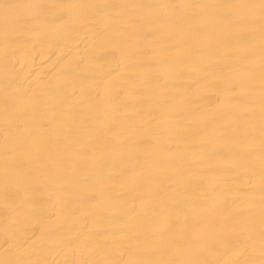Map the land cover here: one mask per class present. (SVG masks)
Wrapping results in <instances>:
<instances>
[{"label":"bare ground","instance_id":"6f19581e","mask_svg":"<svg viewBox=\"0 0 264 264\" xmlns=\"http://www.w3.org/2000/svg\"><path fill=\"white\" fill-rule=\"evenodd\" d=\"M0 264H264V0H0Z\"/></svg>","mask_w":264,"mask_h":264}]
</instances>
